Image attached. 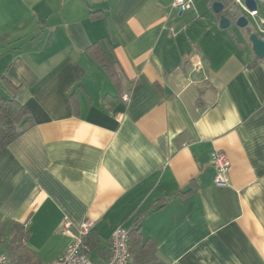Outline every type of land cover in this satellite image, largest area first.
I'll return each mask as SVG.
<instances>
[{"label":"crops","instance_id":"0c3cea01","mask_svg":"<svg viewBox=\"0 0 264 264\" xmlns=\"http://www.w3.org/2000/svg\"><path fill=\"white\" fill-rule=\"evenodd\" d=\"M226 1L0 0V79L33 122L0 152V217L30 229L43 264L72 242L63 222L87 219L93 264L118 225L164 264H264V59L214 23L204 37L200 10Z\"/></svg>","mask_w":264,"mask_h":264},{"label":"trees","instance_id":"16d2710c","mask_svg":"<svg viewBox=\"0 0 264 264\" xmlns=\"http://www.w3.org/2000/svg\"><path fill=\"white\" fill-rule=\"evenodd\" d=\"M264 1V0H263ZM225 9L232 21H236L243 11L233 1L225 2ZM220 18L219 15H217ZM91 56L107 71L111 78L116 80L117 62L98 45L89 49ZM19 88L14 86L4 76L0 79V152L8 148L12 143L21 138L32 126L28 110L17 100ZM10 231V243L8 253V264H43L37 253L28 246L31 238V231L24 224L17 222H6ZM85 244L91 249H100L99 243L92 237V232L85 239ZM130 256H134L135 264H164L155 256L153 244L142 242V235L139 228L130 231L129 241ZM132 259L130 258V261ZM101 264V263H98Z\"/></svg>","mask_w":264,"mask_h":264},{"label":"built area","instance_id":"2783aa9c","mask_svg":"<svg viewBox=\"0 0 264 264\" xmlns=\"http://www.w3.org/2000/svg\"><path fill=\"white\" fill-rule=\"evenodd\" d=\"M193 0H175L174 7L182 12L192 8ZM253 15H256L255 13ZM216 175L215 184L219 187H226L229 184V170L231 162L229 157L220 151H214L211 155ZM95 227V221L87 219L82 225L72 230V223L64 221L61 227L62 234H72V242L66 252L52 264H93L90 258V248L85 244V239ZM130 230L123 225H118L112 233L109 244V257L103 264H129L130 262ZM0 264H8V258L0 254Z\"/></svg>","mask_w":264,"mask_h":264},{"label":"rangeland","instance_id":"374dc122","mask_svg":"<svg viewBox=\"0 0 264 264\" xmlns=\"http://www.w3.org/2000/svg\"><path fill=\"white\" fill-rule=\"evenodd\" d=\"M257 2L259 8L257 15H250L246 12L245 15L247 16L250 23L249 28L252 31L261 34L260 31H264V1L257 0ZM212 6H210L209 2H207L206 5H204V8L200 10V13L202 14L201 17H203V20L201 21L200 25L202 27L201 31L203 32L204 37L206 36L207 30H209L210 26H212V24L214 23L217 25L219 33H223L224 36L230 37L231 41H234V36L236 41L243 42L245 46L244 48H242V50L237 48L238 46L236 41H234L235 44L234 46H231V49L234 47V51L241 55V57L245 58L246 60H251V46L247 40L248 30L238 27L236 23H234L227 29L220 30L222 28L220 27V24L217 21V14L213 11ZM262 36L264 37V35ZM6 222H8V220H4L3 217H0V254L8 253L10 243V231L8 230L9 228Z\"/></svg>","mask_w":264,"mask_h":264},{"label":"water","instance_id":"95a60500","mask_svg":"<svg viewBox=\"0 0 264 264\" xmlns=\"http://www.w3.org/2000/svg\"><path fill=\"white\" fill-rule=\"evenodd\" d=\"M212 8L213 11L220 16L219 24L222 29H227L236 23L238 27L250 30L247 40L251 46V50L255 57L258 59H264V39L260 38L256 32H253L249 28L250 23L245 15V12L250 15L258 13L259 8L257 0H244L241 7L243 13L237 17L236 21H232V19L228 16L227 12L229 10L225 9V5L222 2L213 3Z\"/></svg>","mask_w":264,"mask_h":264},{"label":"flooded vegetation","instance_id":"af4514ba","mask_svg":"<svg viewBox=\"0 0 264 264\" xmlns=\"http://www.w3.org/2000/svg\"><path fill=\"white\" fill-rule=\"evenodd\" d=\"M257 34L259 35L260 38L264 39V37L262 36V35H264V33H261V34L257 33Z\"/></svg>","mask_w":264,"mask_h":264}]
</instances>
